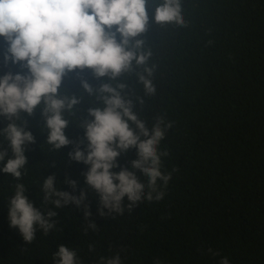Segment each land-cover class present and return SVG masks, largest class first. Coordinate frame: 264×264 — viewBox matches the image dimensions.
I'll return each mask as SVG.
<instances>
[{
    "label": "trees",
    "instance_id": "16d2710c",
    "mask_svg": "<svg viewBox=\"0 0 264 264\" xmlns=\"http://www.w3.org/2000/svg\"><path fill=\"white\" fill-rule=\"evenodd\" d=\"M161 2L149 0V29L139 37L152 52L148 66H155V94L146 95L139 83L144 66L118 81L77 69L64 77L61 89L82 97L75 114H65L70 145L58 151L47 143L39 108L16 121L22 126L27 121L35 142L26 146L28 164L19 180L0 170V264H56L60 245L76 251L79 264H107L117 255L121 264H222L225 258L229 264H264V0H182L186 26L163 27L154 19ZM8 47L0 36V77L27 75L26 67L5 61ZM82 80L93 89L123 83L122 95L134 101L149 129L157 117L172 125L158 145L161 171L171 174L167 185L157 181L162 199L149 201L146 188L131 211L125 197L122 213L104 209L101 215L100 195L84 175L90 166L69 156L78 146L87 153L80 125L94 119L88 109L102 104L84 91ZM10 122L0 115V129ZM3 150L13 156L0 135ZM137 152L122 153L114 171L133 170ZM48 176L56 177L58 190L77 197L87 192V199L79 207L45 204L42 185ZM137 176L147 184V177L138 171ZM66 179L78 187L73 190ZM17 183L26 186L28 199L42 213L48 208L58 213L55 227L45 234L37 226L31 242L10 224L8 202ZM85 206L91 212L87 218Z\"/></svg>",
    "mask_w": 264,
    "mask_h": 264
},
{
    "label": "clouds",
    "instance_id": "9594fccd",
    "mask_svg": "<svg viewBox=\"0 0 264 264\" xmlns=\"http://www.w3.org/2000/svg\"><path fill=\"white\" fill-rule=\"evenodd\" d=\"M149 6V0H0V36L9 45L5 61L28 69L27 75L8 73L0 77V115L11 121L0 129V135L13 152L8 158L7 150L0 151V162L7 158L0 170L19 180L21 170L28 164L26 146L35 138L26 130L27 121L24 126L16 122L25 112L31 116L38 108L41 110L47 143L55 150L72 143L65 134L71 124L65 114L74 115L82 97L62 93L61 89L64 77L77 69H91L98 79L107 76L110 81H118L123 74L133 72L135 66H144L143 73L138 74L139 83L146 95L155 94L151 79L155 66H148L152 52L145 49V39L139 38L149 29ZM154 19L162 27L186 26L182 0H162L156 5ZM81 83L84 91L102 104L88 109L94 119L80 125L86 129L87 153L78 146L69 156L90 166L84 175L87 186L100 195L101 215L104 209L122 213L125 197L131 211L145 198L146 188L149 201L162 199L164 193L158 191L157 181L167 185L171 174L161 171L158 145L172 125H165L163 117H157L149 129L135 112L134 101L122 95L123 83H104L98 89H93L87 80ZM138 99L142 104L143 100ZM132 148L138 150L137 158L131 162L133 170L114 171L119 167L118 157ZM137 171L148 178L147 184L140 180ZM56 182L55 176L45 178V204L55 209L72 203L79 207L87 199V192L77 197L58 190ZM64 183H70L73 190L78 187L74 180L66 179ZM27 191L23 183L15 185V194L8 202L9 218L11 226L19 229L26 242H31L37 226L45 234L55 227L53 218L58 213L53 208H48L46 215L42 213L28 199ZM85 209L87 218L91 212L87 206ZM90 227L95 228V223ZM55 257L56 264H79L76 251L65 245L58 247ZM107 264H121L119 255ZM222 264H229L228 259Z\"/></svg>",
    "mask_w": 264,
    "mask_h": 264
}]
</instances>
